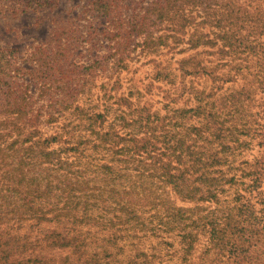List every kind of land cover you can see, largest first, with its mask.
Masks as SVG:
<instances>
[{
    "label": "rangeland",
    "instance_id": "1",
    "mask_svg": "<svg viewBox=\"0 0 264 264\" xmlns=\"http://www.w3.org/2000/svg\"><path fill=\"white\" fill-rule=\"evenodd\" d=\"M29 1L34 7L23 11L18 0H0V47L14 60L12 77L3 78L0 86V107L10 110L5 117L0 113V136H17L5 126L10 122L28 123L36 125L41 135H63L75 145L83 135L81 125L89 121L86 113H106L108 123L122 112L130 120L149 116L147 137L162 140L176 128L184 133L188 183L194 185L201 174L209 176L206 189L210 191L199 195L206 212L219 216L236 205L235 213L264 224V199L247 215L241 213V204L227 208L229 198L222 195L218 200L213 192L222 171L228 179L234 177L238 188L253 190L255 200L260 198L258 193H264V0H225L228 9L217 7V0H207L202 6L191 5V0ZM96 1L104 6L103 12L92 7ZM160 5L166 6L163 12H159ZM230 10L236 50L223 55L216 23L220 14ZM6 81H10L8 92ZM242 91H248L244 96L250 98L243 101L248 117L237 123L231 116L233 106H219L215 100ZM199 96L208 97L207 110L213 116L200 107ZM123 98L133 104L127 107ZM17 106L26 108L27 114L19 115ZM141 110L144 114L139 116ZM221 119L226 121L225 128L237 126L240 132H234L242 133L239 141L226 138L229 149L220 146V138H225L218 135ZM247 131L251 135H245ZM240 140L243 143L237 149ZM58 146L63 147L61 141ZM222 156L230 163L221 165ZM192 161L198 162L196 166ZM255 171L260 173L254 176ZM254 177L260 179L255 182ZM10 226L0 227V264H40L41 257L53 264L86 260L79 261L70 250L32 245L44 240L55 223ZM209 237L210 233L200 235L185 263L183 257H171L172 251L167 250L152 258L153 262L264 264V245L253 249V258L238 263L229 257L236 250L206 252L211 247Z\"/></svg>",
    "mask_w": 264,
    "mask_h": 264
},
{
    "label": "trees",
    "instance_id": "2",
    "mask_svg": "<svg viewBox=\"0 0 264 264\" xmlns=\"http://www.w3.org/2000/svg\"><path fill=\"white\" fill-rule=\"evenodd\" d=\"M18 1L23 11L35 5L29 0ZM190 3L202 6L207 5V0ZM158 6L157 3V9ZM216 6L228 9L229 4L217 0ZM92 7L104 11L99 1L93 2ZM160 7L159 12H163L166 6ZM232 18L230 10L229 14H220L216 23L221 29L223 55L236 50L235 34L230 28ZM212 44L217 45L214 42L206 45ZM196 65L200 67L201 62ZM13 70V58L0 47V86L3 78L12 77ZM9 82L5 84L6 92ZM247 92L229 93L215 102L223 107L232 105L231 116L238 123L248 117L243 106V101L250 99L244 96ZM207 98L199 96L198 101L208 112L211 102ZM123 101L127 107L133 104L129 98ZM9 111L5 106L0 107L4 117ZM17 111L21 116L27 114L26 108ZM81 112L86 113L83 109ZM86 114L89 121L81 125L83 135L75 145L63 135H41L36 125L4 121L17 136L11 133L9 138L0 136V227L14 228L28 222L55 223L56 227L47 230L44 240L38 239L32 245L70 250L79 261L86 259L83 264H155L152 258L166 250L172 251L171 257H183L185 263L203 233H210L211 247L206 252L214 248L230 253L236 250L237 254L233 252L229 257L238 263L253 258V249L264 245V224L235 213L236 205L228 208L238 203L244 207L241 213L250 215L257 202L264 199V193H258L260 198L255 200L251 195L253 190L238 188L234 177L228 179L220 171L213 192L218 200H222V195L229 198L228 210L219 216L216 212H206L207 206L199 195L210 191L206 189L209 176L201 174L194 185L188 183L189 171L183 166L188 154L184 152L186 140L182 130L175 127L174 132L169 131L162 140H156L154 136H146L149 116L130 120L122 112L108 123L106 113ZM143 114V110L139 111V116ZM225 122L219 121L222 127L218 135L225 137L220 138V146L229 149L226 138L239 141L242 133L234 132H240L237 126L233 130L225 128ZM225 132H229L228 136ZM244 133L251 135L250 131ZM60 141L62 148L58 146ZM242 143L238 142L237 149ZM197 161H192L193 166ZM229 163L228 158H220L221 165ZM259 173L253 172L254 176ZM259 179L254 177L255 182ZM187 200L193 202L188 204ZM99 235L102 238L96 239ZM116 252L129 259H121ZM39 263L53 264L44 257Z\"/></svg>",
    "mask_w": 264,
    "mask_h": 264
}]
</instances>
